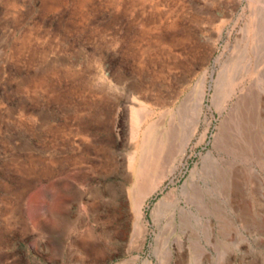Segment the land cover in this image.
<instances>
[{"label": "rangeland", "instance_id": "obj_1", "mask_svg": "<svg viewBox=\"0 0 264 264\" xmlns=\"http://www.w3.org/2000/svg\"><path fill=\"white\" fill-rule=\"evenodd\" d=\"M0 264H264V0H0Z\"/></svg>", "mask_w": 264, "mask_h": 264}, {"label": "bare ground", "instance_id": "obj_2", "mask_svg": "<svg viewBox=\"0 0 264 264\" xmlns=\"http://www.w3.org/2000/svg\"><path fill=\"white\" fill-rule=\"evenodd\" d=\"M162 179L163 178L159 177L153 183H151V185L148 183V185H145L143 188L141 187V189L139 190L137 194V200H136V205L138 207L139 212H140V207H141V204L144 198L148 196L150 193H152L161 184Z\"/></svg>", "mask_w": 264, "mask_h": 264}]
</instances>
